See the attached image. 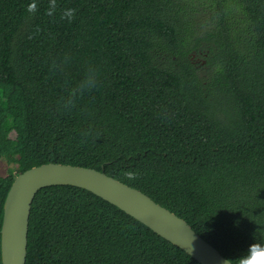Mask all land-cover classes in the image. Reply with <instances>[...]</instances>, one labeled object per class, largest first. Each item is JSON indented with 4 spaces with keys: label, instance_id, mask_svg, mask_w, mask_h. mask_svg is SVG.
Listing matches in <instances>:
<instances>
[{
    "label": "trees",
    "instance_id": "trees-1",
    "mask_svg": "<svg viewBox=\"0 0 264 264\" xmlns=\"http://www.w3.org/2000/svg\"><path fill=\"white\" fill-rule=\"evenodd\" d=\"M0 160V264L8 193L50 163L141 191L238 264L264 246V0H0ZM26 264L199 263L58 186Z\"/></svg>",
    "mask_w": 264,
    "mask_h": 264
},
{
    "label": "water",
    "instance_id": "water-1",
    "mask_svg": "<svg viewBox=\"0 0 264 264\" xmlns=\"http://www.w3.org/2000/svg\"><path fill=\"white\" fill-rule=\"evenodd\" d=\"M58 186L76 187L96 195L186 252L199 264H223L225 257L215 247L183 219L141 191L109 177L105 172L54 163L32 168L15 179L4 207L1 231L3 264H26L35 197L43 189Z\"/></svg>",
    "mask_w": 264,
    "mask_h": 264
},
{
    "label": "clouds",
    "instance_id": "clouds-1",
    "mask_svg": "<svg viewBox=\"0 0 264 264\" xmlns=\"http://www.w3.org/2000/svg\"><path fill=\"white\" fill-rule=\"evenodd\" d=\"M223 264H231V259L225 258ZM238 264H264V246L251 244L247 254L239 258Z\"/></svg>",
    "mask_w": 264,
    "mask_h": 264
},
{
    "label": "rangeland",
    "instance_id": "rangeland-1",
    "mask_svg": "<svg viewBox=\"0 0 264 264\" xmlns=\"http://www.w3.org/2000/svg\"><path fill=\"white\" fill-rule=\"evenodd\" d=\"M18 166H20L19 163L17 164L16 168ZM14 167V165L8 164L6 160H0V178H5L8 175L9 170Z\"/></svg>",
    "mask_w": 264,
    "mask_h": 264
}]
</instances>
